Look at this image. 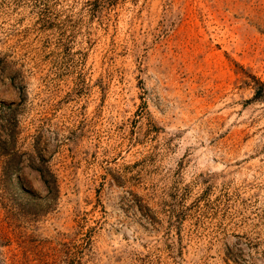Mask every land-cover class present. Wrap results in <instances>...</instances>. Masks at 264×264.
<instances>
[{
	"label": "rangeland",
	"instance_id": "obj_1",
	"mask_svg": "<svg viewBox=\"0 0 264 264\" xmlns=\"http://www.w3.org/2000/svg\"><path fill=\"white\" fill-rule=\"evenodd\" d=\"M0 264H264V0H0Z\"/></svg>",
	"mask_w": 264,
	"mask_h": 264
},
{
	"label": "trees",
	"instance_id": "obj_2",
	"mask_svg": "<svg viewBox=\"0 0 264 264\" xmlns=\"http://www.w3.org/2000/svg\"><path fill=\"white\" fill-rule=\"evenodd\" d=\"M13 170H18V166L14 165ZM40 176L48 192L58 191V182L53 174L40 170Z\"/></svg>",
	"mask_w": 264,
	"mask_h": 264
}]
</instances>
